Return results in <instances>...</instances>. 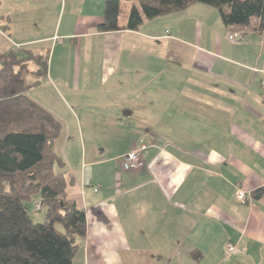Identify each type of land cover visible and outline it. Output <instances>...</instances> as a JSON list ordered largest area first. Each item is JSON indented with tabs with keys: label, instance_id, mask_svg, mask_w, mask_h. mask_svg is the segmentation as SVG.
<instances>
[{
	"label": "crops",
	"instance_id": "obj_1",
	"mask_svg": "<svg viewBox=\"0 0 264 264\" xmlns=\"http://www.w3.org/2000/svg\"><path fill=\"white\" fill-rule=\"evenodd\" d=\"M133 2L121 3L122 28ZM104 9L105 0H0V57L48 50L36 88L58 93L76 118L75 134L55 144L69 198L87 218L73 264H264L259 20L226 26L199 4L100 33ZM47 95L29 92L59 119ZM138 143L148 146L144 166L126 170ZM230 243L238 255L227 254Z\"/></svg>",
	"mask_w": 264,
	"mask_h": 264
},
{
	"label": "trees",
	"instance_id": "obj_2",
	"mask_svg": "<svg viewBox=\"0 0 264 264\" xmlns=\"http://www.w3.org/2000/svg\"><path fill=\"white\" fill-rule=\"evenodd\" d=\"M122 1L105 0L98 32L136 31L199 4L216 9L226 26L258 19L264 31V0H134L124 28ZM6 20L0 16V23ZM49 59L48 50L19 48L0 57V264H73L87 236L86 212L69 198V171L55 149L63 124L29 96L46 80ZM28 73L34 77L30 84ZM33 200L40 202L36 212L46 208L43 223H34L25 206Z\"/></svg>",
	"mask_w": 264,
	"mask_h": 264
},
{
	"label": "rangeland",
	"instance_id": "obj_3",
	"mask_svg": "<svg viewBox=\"0 0 264 264\" xmlns=\"http://www.w3.org/2000/svg\"><path fill=\"white\" fill-rule=\"evenodd\" d=\"M122 14V13H121ZM17 47V46H15ZM31 70H35L37 69V66L35 65H31L30 66ZM24 77L26 78L27 82L30 84L33 82L34 77L31 74H24ZM43 84H45L43 82ZM31 93L32 96L36 97L37 99H41V95L42 96H46V93L49 94L47 95V98L51 99V101H55V104L53 103V105H50L51 108L55 111L58 110V112H60L61 117L59 118V120L62 122L63 126H64V133L63 135H61V140L64 142V140H66V136L67 135V131L68 129H71V134L69 133V135H74L75 131H76V121H75V117H73V115L70 113V110L68 107H65V104L63 103L62 99H60V95H58V93L56 94L54 91H50L49 89L47 90L46 88H32L31 89ZM44 96V97H45ZM67 99H69V97L66 96ZM70 104V103H68ZM54 106V107H53ZM56 106V109H55ZM52 110V112H53ZM54 113V112H53ZM64 118V119H63ZM75 118V119H74ZM40 204L39 201L33 200L30 203H26L25 206L33 220L34 223H43L46 217V208L43 207V209L40 212H36V204ZM38 209V207H37ZM39 210V209H38Z\"/></svg>",
	"mask_w": 264,
	"mask_h": 264
},
{
	"label": "built area",
	"instance_id": "obj_4",
	"mask_svg": "<svg viewBox=\"0 0 264 264\" xmlns=\"http://www.w3.org/2000/svg\"><path fill=\"white\" fill-rule=\"evenodd\" d=\"M241 37V33L234 32L229 36L230 41L238 40ZM148 146L146 144H135L130 151L125 155L123 160V166L126 170H138L144 166L145 152ZM237 200L241 205H248L249 196L248 193L241 188L237 191ZM41 209V206H37ZM228 255H238L240 253L239 249L235 244H228L226 247Z\"/></svg>",
	"mask_w": 264,
	"mask_h": 264
}]
</instances>
